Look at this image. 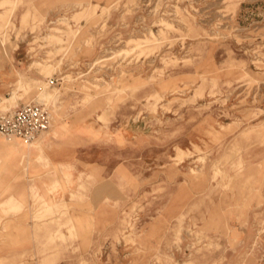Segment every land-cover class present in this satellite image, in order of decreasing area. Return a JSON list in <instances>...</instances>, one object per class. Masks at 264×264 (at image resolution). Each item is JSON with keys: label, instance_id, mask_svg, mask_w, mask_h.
Listing matches in <instances>:
<instances>
[{"label": "rangeland", "instance_id": "rangeland-1", "mask_svg": "<svg viewBox=\"0 0 264 264\" xmlns=\"http://www.w3.org/2000/svg\"><path fill=\"white\" fill-rule=\"evenodd\" d=\"M20 102L74 133L64 165L29 162L49 133L0 153L44 186L0 222L46 224L0 264H264V0H0V111Z\"/></svg>", "mask_w": 264, "mask_h": 264}, {"label": "crops", "instance_id": "crops-1", "mask_svg": "<svg viewBox=\"0 0 264 264\" xmlns=\"http://www.w3.org/2000/svg\"><path fill=\"white\" fill-rule=\"evenodd\" d=\"M66 133L72 135L74 133V127H72L71 124H69V127H66V124L62 123L61 120L57 121L56 124L54 125L53 130L49 133V135H47L43 139V141H40L35 148L32 147L29 162L34 161V159H36V156L38 157L40 155H48V157L46 158L50 157L53 165L56 163L59 165H64L60 162H57V158L55 157L56 154L61 155V152L58 151L59 148L57 149L56 147L55 149L54 146L55 144H58V141L55 142L54 138L58 139L61 135L64 136ZM0 138L3 139L2 137ZM3 141L4 142L0 141V153H2L3 150L4 161L8 154H15L19 161L24 160L22 158V155L16 152L9 151L7 149V144H10L8 140L5 141L4 139ZM51 148L52 150H50ZM54 159L56 162L54 161ZM24 161L26 162V160ZM39 172L35 176H33L32 174L22 173L19 168L18 170H16L12 165L9 167L6 164V166L1 167L0 168V203L10 195L13 197H18L20 194H22L25 197L26 203L29 204L31 200L29 198L30 195L29 188L33 186L36 187L38 193H41L44 189L42 180H39L40 178ZM64 173H67V175H69L68 171L67 172L64 171ZM64 173H62V175ZM49 181L51 186L57 185L59 181V177L58 178L51 177ZM12 200H15V198H13ZM25 210L26 209H23V211H19L20 213L17 212V215L19 214L17 220L16 219L7 220V221L3 220L0 222V230L7 228V232H5V234L4 233L2 234V232L0 233V235H3L1 239L4 238L3 242L2 241L0 242V259L5 258V255H7L9 251L21 253L23 251H29V249L31 248H34V252L36 251L35 247L37 246L36 241L38 239L36 235L33 234V231L40 229L41 228L40 226L42 225L45 226L46 224H42V223L36 224L33 222L21 221L23 217L20 216ZM12 230H17V232H11ZM10 240L16 242L15 243L17 246L16 249L10 250L4 247V244H6L5 241H10ZM49 240H51V237Z\"/></svg>", "mask_w": 264, "mask_h": 264}, {"label": "built area", "instance_id": "built-area-1", "mask_svg": "<svg viewBox=\"0 0 264 264\" xmlns=\"http://www.w3.org/2000/svg\"><path fill=\"white\" fill-rule=\"evenodd\" d=\"M55 80L48 78L47 86H54ZM49 108L42 103L22 102L10 111H0V137L16 139L24 145L36 142L50 129Z\"/></svg>", "mask_w": 264, "mask_h": 264}, {"label": "bare ground", "instance_id": "bare-ground-1", "mask_svg": "<svg viewBox=\"0 0 264 264\" xmlns=\"http://www.w3.org/2000/svg\"><path fill=\"white\" fill-rule=\"evenodd\" d=\"M26 93H28V94H30V92H26ZM46 95H43V97H45ZM32 97V96H31ZM42 97V93H39L38 95H37V97L36 98H41ZM27 100V99H26ZM13 108V107H12ZM12 108H10V109H8V110H5V111H2V112H6V111H10ZM49 131H50V129H49ZM49 131L47 132V133H49ZM46 133V134H47ZM45 134V135H46ZM44 135V136H45ZM43 136V137H44ZM42 138V137H41ZM41 138H39V139H41ZM12 139H9V142H10V144H16L17 142H13V141H11ZM30 146H27V148H26V153H30L31 152V147L29 148Z\"/></svg>", "mask_w": 264, "mask_h": 264}]
</instances>
